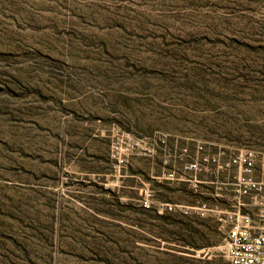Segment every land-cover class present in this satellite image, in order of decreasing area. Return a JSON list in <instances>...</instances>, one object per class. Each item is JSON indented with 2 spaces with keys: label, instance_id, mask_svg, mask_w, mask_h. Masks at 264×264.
Returning <instances> with one entry per match:
<instances>
[{
  "label": "rangeland",
  "instance_id": "obj_1",
  "mask_svg": "<svg viewBox=\"0 0 264 264\" xmlns=\"http://www.w3.org/2000/svg\"><path fill=\"white\" fill-rule=\"evenodd\" d=\"M246 178L264 0H0V264H230Z\"/></svg>",
  "mask_w": 264,
  "mask_h": 264
},
{
  "label": "built area",
  "instance_id": "obj_2",
  "mask_svg": "<svg viewBox=\"0 0 264 264\" xmlns=\"http://www.w3.org/2000/svg\"><path fill=\"white\" fill-rule=\"evenodd\" d=\"M233 163L243 165L245 173L251 174L252 163L248 158L239 157ZM262 192L264 181L255 183L246 178L239 194L257 196ZM240 207L238 203L236 210L226 213L228 230L221 251L230 264H264V204H259L255 216L242 213Z\"/></svg>",
  "mask_w": 264,
  "mask_h": 264
},
{
  "label": "crops",
  "instance_id": "obj_3",
  "mask_svg": "<svg viewBox=\"0 0 264 264\" xmlns=\"http://www.w3.org/2000/svg\"><path fill=\"white\" fill-rule=\"evenodd\" d=\"M260 203L264 204V192L258 194L257 196L251 197L250 202L249 203H242L241 207L247 206L250 208H257V210H258ZM252 215L255 216L254 213H252Z\"/></svg>",
  "mask_w": 264,
  "mask_h": 264
}]
</instances>
